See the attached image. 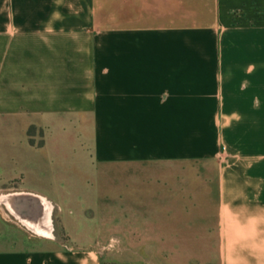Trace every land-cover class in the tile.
Instances as JSON below:
<instances>
[{"label":"crops","instance_id":"crops-1","mask_svg":"<svg viewBox=\"0 0 264 264\" xmlns=\"http://www.w3.org/2000/svg\"><path fill=\"white\" fill-rule=\"evenodd\" d=\"M5 195L0 264L193 222L215 264H264V0H0Z\"/></svg>","mask_w":264,"mask_h":264},{"label":"rangeland","instance_id":"rangeland-1","mask_svg":"<svg viewBox=\"0 0 264 264\" xmlns=\"http://www.w3.org/2000/svg\"><path fill=\"white\" fill-rule=\"evenodd\" d=\"M87 30V29H85ZM112 170L116 171V167L112 166ZM149 229V228H148ZM169 228V239L165 238L164 231H167L165 224L158 228V233L152 237V242L143 243L144 252L139 253V250H134V246L124 242L121 243L117 238L104 244L106 254L110 255V261L106 264H215V243L211 239L209 232H205V228L197 222H193L187 232L186 227L175 226L174 233ZM173 233V234H172ZM150 236V235H147ZM102 248V249H103ZM124 252V254H123ZM149 254L146 258H136L121 260L117 256L131 255L138 256Z\"/></svg>","mask_w":264,"mask_h":264},{"label":"water","instance_id":"water-1","mask_svg":"<svg viewBox=\"0 0 264 264\" xmlns=\"http://www.w3.org/2000/svg\"><path fill=\"white\" fill-rule=\"evenodd\" d=\"M4 197V199H1V201H3L5 204H9V202H10V200H11V198H12V196L11 195H5V196H3ZM2 197V198H3ZM41 201L42 202H44L45 204H46V208H45V216H46V218H47V222H48V224H51L52 225V204H50V202L49 201H47V200H45L44 198H41ZM16 214H17V216H18V218H21V217H19V214L16 212ZM23 217V216H22ZM22 219V218H21ZM24 219V218H23ZM22 219V220H23ZM34 216L33 215H31L30 216V218H29V220H25L26 221V223H28L27 225L32 229V230H35L36 232H40L41 233V231H39L38 230V227L35 225L36 224V222L37 221H34Z\"/></svg>","mask_w":264,"mask_h":264},{"label":"bare ground","instance_id":"bare-ground-1","mask_svg":"<svg viewBox=\"0 0 264 264\" xmlns=\"http://www.w3.org/2000/svg\"><path fill=\"white\" fill-rule=\"evenodd\" d=\"M3 196H0V199H4V197L2 198Z\"/></svg>","mask_w":264,"mask_h":264}]
</instances>
